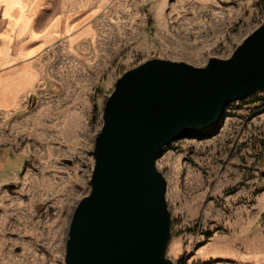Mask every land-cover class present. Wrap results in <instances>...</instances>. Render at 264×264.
Wrapping results in <instances>:
<instances>
[{
	"label": "rangeland",
	"instance_id": "obj_1",
	"mask_svg": "<svg viewBox=\"0 0 264 264\" xmlns=\"http://www.w3.org/2000/svg\"><path fill=\"white\" fill-rule=\"evenodd\" d=\"M88 1L100 4L92 39L39 56L36 87L0 113V264H64L102 107L124 71L153 57L228 58L264 22V0ZM156 166L171 219L167 257L264 264V91L230 103L215 135L165 146Z\"/></svg>",
	"mask_w": 264,
	"mask_h": 264
},
{
	"label": "water",
	"instance_id": "obj_2",
	"mask_svg": "<svg viewBox=\"0 0 264 264\" xmlns=\"http://www.w3.org/2000/svg\"><path fill=\"white\" fill-rule=\"evenodd\" d=\"M258 91L264 22L228 58L194 66L153 57L124 71L102 107L90 191L73 210L64 264H176L166 256L171 219L156 159L178 139L215 135L226 107Z\"/></svg>",
	"mask_w": 264,
	"mask_h": 264
},
{
	"label": "crops",
	"instance_id": "obj_3",
	"mask_svg": "<svg viewBox=\"0 0 264 264\" xmlns=\"http://www.w3.org/2000/svg\"><path fill=\"white\" fill-rule=\"evenodd\" d=\"M98 8L88 0H0V113L18 109L36 87L39 56L92 39Z\"/></svg>",
	"mask_w": 264,
	"mask_h": 264
}]
</instances>
